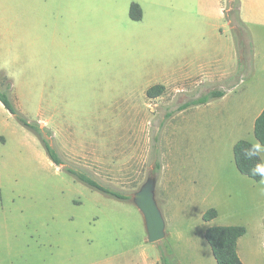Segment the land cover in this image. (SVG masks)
<instances>
[{"label": "rangeland", "instance_id": "1", "mask_svg": "<svg viewBox=\"0 0 264 264\" xmlns=\"http://www.w3.org/2000/svg\"><path fill=\"white\" fill-rule=\"evenodd\" d=\"M239 1L247 26L246 0ZM133 2L144 6L139 21L130 17ZM229 2L30 0L25 8L9 6L13 16L0 20V91L10 84L17 110L52 132L46 138L68 166L132 196L154 175L166 235L149 243L132 200L76 180L51 162L31 130L0 111V264H143L144 255L161 258V249L172 264L179 256L189 263L200 253L185 241L188 235H197L198 248L213 259L202 219L209 208L219 212L217 225L247 229L241 255L247 264H264V183L238 172L230 147L234 139L256 140L249 122L232 114L250 103L249 78L233 79L234 73L235 93L221 114L178 111L208 91L180 74L161 97L146 96L152 83L182 67L187 50L226 53L233 46L238 69L225 15ZM5 139L9 145L2 146Z\"/></svg>", "mask_w": 264, "mask_h": 264}, {"label": "trees", "instance_id": "2", "mask_svg": "<svg viewBox=\"0 0 264 264\" xmlns=\"http://www.w3.org/2000/svg\"><path fill=\"white\" fill-rule=\"evenodd\" d=\"M232 7L231 12L227 10ZM226 17L228 18L233 34L236 49L239 56V65L235 73L234 78L239 80L250 78L253 75L254 67V44L251 36L250 30L244 24L240 17V1L233 0L229 2V5L226 9ZM142 10L138 4L133 3L130 7V17L134 21H139L142 19ZM233 86V85H231ZM228 85V89H231ZM10 84L7 87L6 91H0V102L6 108V110L13 115L18 122L31 130L39 139L42 146L44 147L49 159L56 166L63 167L69 174L75 177L79 182L87 185L88 187L101 192L106 196L116 198L123 201H131L132 195L127 194L121 190L114 189L108 185L103 184L88 171L68 166V164L62 158L58 148L51 145L49 140L46 138V135H52V132L45 128L39 126L37 123L30 122L25 118L16 108L15 104L10 98L9 95ZM166 91V87L163 85H154L151 86L147 92L146 96L148 99H157L161 97ZM227 90H217L210 92L208 94H203L200 97L193 99L185 104L181 105L178 108V111L186 110L190 107L200 106L211 102L214 99L222 98L226 95ZM170 117V115H167ZM255 138L262 143H264V110L260 116L256 119L254 127ZM249 146V141L240 140L234 146V161L238 171L256 181L260 182L261 178L259 176H253L251 174V169L256 163L255 160H248L244 156L243 150ZM218 212L215 208L207 210L203 215V220L205 222H210L216 219ZM247 234V229L243 226H214L210 227L205 232V239L211 247L213 256L217 264H244L238 254V243L241 238ZM161 263L162 264H172L171 257L166 254L164 249L160 250Z\"/></svg>", "mask_w": 264, "mask_h": 264}, {"label": "crops", "instance_id": "3", "mask_svg": "<svg viewBox=\"0 0 264 264\" xmlns=\"http://www.w3.org/2000/svg\"><path fill=\"white\" fill-rule=\"evenodd\" d=\"M133 3L138 4L140 6L143 14L144 6L142 4H139L138 2H133ZM29 4H30V0H0V20L2 21L10 20L11 17L13 16V13L10 12L9 6L22 5L25 8V5L29 6ZM243 4L245 10L247 11L246 12L247 16L244 17V20L251 32V36L254 44L255 72L254 75L250 77L247 81V91L249 94L250 103L244 107H240L236 109L235 112H233L232 114L234 117L239 118L240 121H242L241 124H243L244 122L245 123L249 122L250 128H253L254 130L256 119L260 116V114L264 110V0H246L244 1ZM256 9H258V13L255 12L253 13V11ZM219 11H220V15L223 16L224 13L223 6H220ZM168 42L171 41L168 40ZM203 50H201L200 53H198L197 51L192 52L191 50H187L185 53L187 54V56L184 55L181 58L182 62L180 63L182 64V67L177 71H173L171 74L168 75V77L163 78L161 81H155L154 83H152L153 85L151 86L154 85H163L165 87L172 86L173 81L171 80L175 79L173 77H175L176 74H180L181 78L188 85H194V84L205 85L208 88L206 94L213 91L221 90L216 88L218 85H223V84L229 85L230 84L229 80L234 75L237 69V57L235 55L233 46L230 47L229 49L227 48V50L225 51L226 53H224L223 50H222L223 53L219 52L218 48L215 51L206 50L203 52ZM170 53L173 55L175 51L174 50L170 51ZM170 57L174 59L173 56L170 55ZM226 90L227 93L224 97L220 99H214L211 102L204 105L190 108L189 111L192 112L195 110L199 112L200 115L202 116L211 114L213 111H215L218 114H221L222 113L221 109L222 107L224 108L223 103L228 101V99L231 96H233L235 93L234 90L231 89H226ZM0 111L3 112L7 120L11 116V114L6 110V108L3 106L1 102H0ZM233 131L234 130H232V132ZM240 140H244V139H234L230 143V147L233 149V155H234V146ZM7 145H9V139L3 140L2 146H7ZM19 148H21L20 144H19ZM204 213L202 214V219ZM219 216L220 215L218 212V216L216 219L210 222H205L206 225L204 226V232H206V230L210 227L220 226L217 225V219ZM186 238L187 239H185V241L187 243L191 242L193 248H195L196 251H199L200 254L197 253L195 255L193 254L192 256L193 261L189 263L183 261L186 258L184 257L181 258L179 256L177 258V264H217L214 256L212 259L210 258L207 252L203 253L201 248H198L199 245L198 243L200 242V239L197 238V235L195 236L188 235ZM239 243H238L239 257L244 264H247L241 255ZM244 258L246 261H249L247 254L244 255ZM143 261H144L143 264H161V258H159V256L152 258L149 255H144Z\"/></svg>", "mask_w": 264, "mask_h": 264}, {"label": "water", "instance_id": "4", "mask_svg": "<svg viewBox=\"0 0 264 264\" xmlns=\"http://www.w3.org/2000/svg\"><path fill=\"white\" fill-rule=\"evenodd\" d=\"M156 188L157 179L151 175L132 196V202L144 218L149 243H157L166 235V223L156 199Z\"/></svg>", "mask_w": 264, "mask_h": 264}, {"label": "clouds", "instance_id": "5", "mask_svg": "<svg viewBox=\"0 0 264 264\" xmlns=\"http://www.w3.org/2000/svg\"><path fill=\"white\" fill-rule=\"evenodd\" d=\"M248 160H255L256 163L251 169L253 176H259L264 183V143L259 140L249 142V146L243 150Z\"/></svg>", "mask_w": 264, "mask_h": 264}]
</instances>
